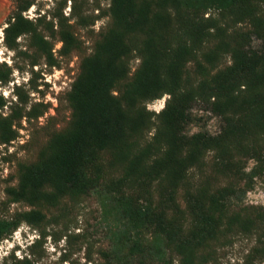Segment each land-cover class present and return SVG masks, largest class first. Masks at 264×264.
<instances>
[{"label":"trees","instance_id":"16d2710c","mask_svg":"<svg viewBox=\"0 0 264 264\" xmlns=\"http://www.w3.org/2000/svg\"><path fill=\"white\" fill-rule=\"evenodd\" d=\"M12 1L3 42L19 60L32 72L40 58L50 68L68 65L74 55L79 63L67 94L71 126L55 133L40 159L21 166L18 183L6 188L10 202L32 208L0 218V242L23 222L35 226L45 219L36 205L55 206L66 197L97 192L119 213L124 229L118 240L130 254L153 253L143 254L140 264H173L170 251L179 264H198L205 259L202 249L221 239L232 244L234 238L245 242L236 264H264V205L232 210L254 178L264 177V44H236L229 50L231 65L211 72L228 45L227 25L219 23V16L248 22L264 43V0H111L108 24L91 53L70 22L73 12H63L67 0H57L62 6L50 20L46 12L25 15L37 0ZM211 10L218 16H206ZM77 22L91 23L85 16ZM56 41L62 44L54 51ZM135 50L141 62L127 81ZM192 60L200 71L196 78L188 72ZM17 63L0 61V87L11 81L15 68L21 69ZM15 90L18 99L19 87ZM164 94L169 95L164 109L150 111L147 104ZM200 98L224 119L217 135L187 132L192 105ZM13 104L0 93V109L9 107L0 113V143L19 136L14 124L26 114ZM152 128L153 136L144 142ZM209 151L215 152L216 171L244 181L242 188L187 185L191 169ZM104 153L111 155L107 162ZM249 159L256 162L246 171ZM184 186L185 210L178 201Z\"/></svg>","mask_w":264,"mask_h":264},{"label":"rangeland","instance_id":"374dc122","mask_svg":"<svg viewBox=\"0 0 264 264\" xmlns=\"http://www.w3.org/2000/svg\"><path fill=\"white\" fill-rule=\"evenodd\" d=\"M28 11L24 12L29 17L37 16V12H46L47 19L52 18V13L59 11L62 4L57 0H37ZM111 0H67L63 12L69 16L77 33L85 40L84 50L91 53L99 32L106 27L109 21L108 9ZM14 8L12 0H0V61H7L10 65L18 62L21 69L15 68L11 75V81L0 87V93L5 98L12 100L18 112L24 115L18 119L14 128L19 131V136L11 143H0V218H11L16 212L30 210L25 202H10L6 194V188L15 186L19 180L21 166L36 163L41 154L46 151L51 138L57 132H64L71 126L72 109L67 100L68 91L76 74L79 56L74 55L68 65L62 68L47 67L41 59V64L32 68L16 57V53L9 50L3 42V27ZM40 10H37V9ZM218 16V12L211 10L206 14ZM91 21L88 27L78 24V20L84 17ZM219 23L226 24L227 35L225 37L226 54L222 58L218 68L211 71L224 69L232 63V55L229 51L238 43H251L259 48L263 40L254 33V27L248 22L233 23L219 16ZM25 44V40H22ZM61 42L56 41L54 51L61 47ZM228 50V51H227ZM141 58L138 51H134L130 65L131 73L127 81H130L134 70L140 65ZM189 71L193 78L197 69L192 60ZM208 72H210L208 70ZM199 76V73L198 75ZM19 87L21 96L17 99L15 87ZM20 98L23 102H20ZM169 98L168 94L154 99L147 104V108L155 113L164 109ZM12 105V102H9ZM9 107L0 109V113L6 114ZM34 115L33 118L27 114ZM39 114L37 117L36 115ZM157 119V126L159 119ZM224 126V119L212 109V104L202 98L197 99L191 108V122L187 126V132L192 134L199 130L209 134H219ZM155 128L148 131L143 140L149 141L155 132ZM264 153V139L262 140ZM107 162L111 158L110 153H104ZM254 159L247 161L246 171H250L255 164ZM206 183L211 189L225 185H234L242 188L244 181L226 177L216 171V157L214 151L205 154L203 162L190 171L187 185ZM251 188L246 194L240 193L232 208L236 209L241 204L264 205V177H255ZM185 186L180 190L178 201L182 209H186L184 199ZM36 209L45 214V219L38 225H30L23 222L12 235L0 242V264H140L139 258L146 254L154 256L150 249L148 252L137 251L134 255L121 242L120 231L124 225L120 224L119 213L108 201L105 194L97 192L79 197H66L55 206L38 204ZM187 214V213H186ZM190 218L189 215L187 217ZM232 244L217 241L201 250L205 259L198 264H236L243 254L245 242L233 239ZM119 241V243H118ZM169 256L173 264H179V257L174 251Z\"/></svg>","mask_w":264,"mask_h":264}]
</instances>
